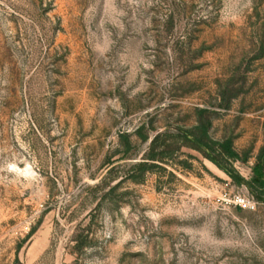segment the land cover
Instances as JSON below:
<instances>
[{
	"label": "rangeland",
	"instance_id": "1",
	"mask_svg": "<svg viewBox=\"0 0 264 264\" xmlns=\"http://www.w3.org/2000/svg\"><path fill=\"white\" fill-rule=\"evenodd\" d=\"M201 111L251 180L264 0H0V264H264V203L199 153L132 172Z\"/></svg>",
	"mask_w": 264,
	"mask_h": 264
},
{
	"label": "trees",
	"instance_id": "2",
	"mask_svg": "<svg viewBox=\"0 0 264 264\" xmlns=\"http://www.w3.org/2000/svg\"><path fill=\"white\" fill-rule=\"evenodd\" d=\"M206 113L207 111L200 112L198 124L193 128H181L175 133L166 130L158 133L153 139L144 133V129H140L137 135L144 143H149V146L143 161L133 166L132 172L147 174L174 159L183 149H190L225 173L235 185L247 187L258 202L264 203V154L259 157L251 180L243 178L236 168V163H244L245 160L235 151L232 140L212 139L211 123L206 118ZM122 139L127 155L131 149L129 137L123 136ZM34 233L35 230H32L28 237Z\"/></svg>",
	"mask_w": 264,
	"mask_h": 264
},
{
	"label": "built area",
	"instance_id": "3",
	"mask_svg": "<svg viewBox=\"0 0 264 264\" xmlns=\"http://www.w3.org/2000/svg\"><path fill=\"white\" fill-rule=\"evenodd\" d=\"M238 205L240 206H244L246 203V200H244L243 198H238L237 202Z\"/></svg>",
	"mask_w": 264,
	"mask_h": 264
}]
</instances>
